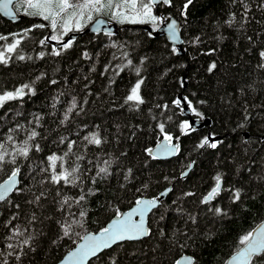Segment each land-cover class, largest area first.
Returning a JSON list of instances; mask_svg holds the SVG:
<instances>
[{
    "label": "trees",
    "instance_id": "16d2710c",
    "mask_svg": "<svg viewBox=\"0 0 264 264\" xmlns=\"http://www.w3.org/2000/svg\"><path fill=\"white\" fill-rule=\"evenodd\" d=\"M19 3L24 19L0 15V95L24 91L0 106V183L16 169L21 180L0 202V264H56L83 235L170 185L149 218V237L118 244L90 264H176L185 254L194 264H223L264 219V0H193L186 17V0L154 8L161 18L155 29L172 18L180 24L183 56L165 36L149 35L151 23H119L107 14L118 26L112 35L83 33L87 22L53 40L59 25L53 31ZM71 33L77 37L65 49ZM138 80L143 103L127 101ZM182 97L192 117L210 123L193 129ZM185 122L190 127L182 130ZM209 133L222 136L215 148ZM94 134L101 144L85 139ZM165 134L180 141L179 152L154 159L148 149ZM102 167L107 172L98 175ZM64 173L67 182L51 180ZM217 176L220 191L205 201Z\"/></svg>",
    "mask_w": 264,
    "mask_h": 264
},
{
    "label": "snow or ice",
    "instance_id": "6c2138e0",
    "mask_svg": "<svg viewBox=\"0 0 264 264\" xmlns=\"http://www.w3.org/2000/svg\"><path fill=\"white\" fill-rule=\"evenodd\" d=\"M158 0H122V5L125 11H112L115 7L119 9L121 4H113L112 0H20V3L17 7H25L26 14L33 16H40L46 21H50V26L53 31H55L58 27L62 28L64 33L72 31L73 28L75 30H82L85 27V24L82 21L87 20L88 22L93 21L94 13L96 15H109L110 19L117 20L119 23H151L153 28L157 27V22L160 20V17L153 15V5L157 3ZM193 0H186V3L183 4V8L181 11V15L186 17L187 9L190 4H192ZM12 3V0H2L0 2V10L5 11L10 14L9 5ZM164 4L171 5L172 0H163ZM27 9H31V12H27ZM247 11V9H246ZM97 25H103V21L97 20ZM36 27L43 28L45 25H36ZM95 31H101V27H97L94 29ZM166 30L168 32L169 38L173 41L177 39V22L172 20L170 23H167ZM108 35H112L111 32H107ZM151 35V33H149ZM3 39V37H0ZM51 39L58 40L59 37L52 36ZM199 40V37L196 38ZM19 43V41H17ZM43 43V41H41ZM15 44L9 46L8 51L11 52L15 48ZM71 46V41L63 44V47L67 49ZM173 51H176L173 48ZM56 55H59V52H55ZM85 55H87L85 53ZM260 56L264 58V51L260 52ZM23 59V57H20ZM2 59V57H0ZM126 66H132V61L129 59ZM264 67V65H261ZM215 68V64L211 65L209 71ZM136 74L139 75L140 69L135 68ZM55 83V81H53ZM142 80H138L136 84L131 88L130 94L126 97L127 101H136L138 103H143L141 96L139 95V89ZM24 88H27L28 85H24ZM24 91L23 88H19L14 92H6L3 95H0V106L3 105L5 101L13 100L17 97L23 96ZM187 98L185 97V100ZM174 103L179 106L181 101L177 99ZM75 101L73 100L72 108H74ZM189 106H191L189 104ZM72 108H69L68 111L71 112ZM195 111V109H193ZM67 119V116L65 117ZM160 130L163 132L164 125H159ZM190 127V125L185 122L181 125L182 130H186ZM36 135L35 132H32L29 139L34 138ZM86 140H89V143H93L96 145L101 144V140L94 134L89 139L85 137ZM164 140L168 143L162 145V150L167 154L171 153L174 150H178V145H171L172 137L168 134L164 135ZM208 138L205 137L201 143V147L205 144H208ZM212 148H215L216 143H212L209 145ZM2 147V145H0ZM21 154L27 156L28 149L23 148L20 150ZM148 152L151 153L152 150L148 149ZM155 159L156 157L153 156ZM4 157L0 156V161H3ZM52 161L57 160L56 156H52L49 158ZM55 165H53L54 167ZM19 172V169H16L11 173V177L4 184L0 185V201L5 199V194L11 190V188L15 185V178ZM107 168H100L98 175L100 173H106ZM70 173L64 174H53L51 180L53 182L59 183L60 180L68 181ZM216 185L212 188V190L208 193L207 196L204 197L205 201L211 200L214 196L218 194L221 188L220 177L216 178ZM95 182V181H93ZM161 195H166V193H161ZM39 199V197H37ZM84 196L80 197V200H83ZM158 198L153 200H136L137 208L133 209L132 212H129L124 215V219L116 220L108 227L104 228L99 237L97 236H87L85 237V243L80 246L79 249L75 253H72L69 259L73 257L77 258L79 261H83L89 256H96L101 250L111 247L113 244L124 241V240H135L142 238L143 236L148 234V229L144 226V214L145 212L152 207L156 206V201ZM235 199H240V192L237 190L235 192ZM67 202V198L65 199ZM217 213L221 212V209H216ZM134 214H139L140 220L139 222H135L132 220ZM83 215V213H81ZM67 234V233H66ZM242 244H246L247 247L242 249L237 259L244 262V264H254L253 258L256 256H260L264 254V226H262L259 232L256 233V238H252V233H249L242 237ZM27 244V240L24 242ZM12 247V245H9ZM19 258V257H17ZM187 260H191L190 257L186 258ZM112 264H115V260H112ZM179 264V261H177ZM255 264H264V261H255Z\"/></svg>",
    "mask_w": 264,
    "mask_h": 264
},
{
    "label": "water",
    "instance_id": "95a60500",
    "mask_svg": "<svg viewBox=\"0 0 264 264\" xmlns=\"http://www.w3.org/2000/svg\"><path fill=\"white\" fill-rule=\"evenodd\" d=\"M20 0H12V3L9 5V10H10V14L9 13H6L5 11L3 10H0V15L3 16L5 19L11 21V22H17L19 20H21L24 16L23 15H19L17 14L16 10L14 9V4L16 2H19ZM0 2H2V0H0ZM163 3V0H158L157 3H155L153 6L156 8L158 7L160 4ZM164 4V3H163ZM97 20H100V21H103V25H97ZM172 20H175L177 22V39L175 41L171 40L169 38V35H168V32L166 30V26H167V23H170ZM97 27H101V31H95L94 29L97 28ZM118 29V26L115 22H110L108 19L104 18V17H98L96 18L89 26L88 28L83 32V33H99V32H111V33H114L116 32ZM146 29L153 35V36H156V37H160V36H165L168 41L177 49V54L178 55H181L183 56L185 54V49L183 47V38H182V35H181V31H180V24L178 23V21L174 18H172L171 20H169L168 22L164 23L162 26H160L158 29H153L150 25H146ZM77 37V33H72L70 34L66 40L63 42H67L68 40H72V39H75ZM53 44L55 46H58L60 44V42H55L53 41ZM185 86H186V83H185ZM182 102H183V114L185 117H188L189 118V121H190V125L193 129H199V128H202L206 125H208L210 123V119H206V120H200V119H195L194 117H192L191 115V109L188 107L186 101H185V98L182 97L181 98ZM246 137L248 138V135L246 134ZM209 138L210 140L213 142L214 139L210 137L209 135ZM222 137L221 136H218L217 137V140H220ZM168 142L164 140V137L162 139H160L156 144L155 146H153L152 148H150L152 150L151 153H149L152 157L155 156L156 158L158 159H161V160H166V159H171L173 157H175L178 152H179V149H180V141L173 138L172 137V140H171V145L175 146V145H178V150H174L172 151L171 153H165L161 146L162 145H165L167 144ZM194 166V163L192 162L190 164V166L183 172V174L181 175L182 178H186L190 171L192 170ZM11 177V175L6 178L4 181H2L0 183V185L4 184L6 181L9 180V178ZM20 175H19V172L15 178V185L11 188V190L9 192H7L5 194V199L2 200V201H5L6 199H8L20 186ZM173 189V186L170 185L168 187H166L164 190H162L158 196H155V197H143V198H140L139 200H153V199H157L156 201V206L155 207H152V208H149L145 214H144V226L146 229H148V234L143 236L142 238H139V239H135V240H124V241H119L115 244H113L111 247L109 248H106V249H103L101 250L99 253H97L96 256H89L87 257L86 259H84L83 261H79L77 258L73 257L72 259H69L70 255L72 253H75L77 251V249L80 248L81 245H83L85 243V237L87 236H97L99 237L100 234L102 233L103 229L102 230H99V231H90L88 233H86L84 236H82V238L76 243V245L70 249L56 264H90V262L97 258L99 255H101L103 252L107 251V250H110L111 248H113L114 246L118 245V244H121V243H124V242H132V241H139V240H143L147 237H149L150 235V227H149V218L151 216V214L162 204V202H164L167 197L169 196V194L171 193ZM161 193H166V195H161ZM0 201V202H2ZM138 205L135 203L134 205H132L130 208H128L127 210H125L124 212L120 213V214H117L115 216H113L110 221L106 224L105 228L108 227L110 224H112L114 221L116 220H120V219H124V215L129 213V212H132L133 209L137 208ZM132 220L135 221V222H139L140 220V216L139 214H134L133 217H132ZM264 226V219L262 221H260L259 223L256 224V226L251 230L250 233H252V238L255 239L256 238V233L259 232L260 228ZM247 245L246 244H242L241 247H239L235 252H233L225 261L223 264H244L243 261L237 259L238 257V254L239 252L246 248ZM262 255V254H261ZM260 255V256H261ZM190 257L191 260H187L186 258ZM258 257V256H256ZM254 257L253 260L256 258ZM179 261V264H194V258L191 256V255H188V254H185V255H182L178 258ZM177 264V262H176Z\"/></svg>",
    "mask_w": 264,
    "mask_h": 264
},
{
    "label": "rangeland",
    "instance_id": "374dc122",
    "mask_svg": "<svg viewBox=\"0 0 264 264\" xmlns=\"http://www.w3.org/2000/svg\"><path fill=\"white\" fill-rule=\"evenodd\" d=\"M112 2H113V4L115 5V4H121V7L119 8V9H117V8H113L112 9V11H125V9L123 8V5H122V0H112ZM18 3V2H17ZM16 7V5L14 6V8ZM16 9V8H15ZM153 9H154V6H153ZM16 11H17V9H16ZM17 13L18 14H22V13H20L19 11H17ZM153 15H155L154 13H153ZM97 16H101V15H97ZM96 17V14L94 13V18ZM108 18H110L109 16H107ZM94 20V19H93ZM88 21L87 20H84V21H82V23H87ZM115 22H118L117 20H115ZM59 23H60V21H58V25H59ZM125 23H129V22H125ZM61 32H62V28H60V30H59V32L57 33V34H54V36H57V37H59V39H60V34H61ZM136 84V83H135ZM134 84V85H135ZM6 93V92H5ZM1 95H3V94H1ZM139 95L141 96V94H140V89H139ZM210 140V139H209ZM214 141H217V138H215L214 139ZM213 141V142H214ZM210 142H212L211 140H210ZM212 142V143H213Z\"/></svg>",
    "mask_w": 264,
    "mask_h": 264
},
{
    "label": "bare ground",
    "instance_id": "6f19581e",
    "mask_svg": "<svg viewBox=\"0 0 264 264\" xmlns=\"http://www.w3.org/2000/svg\"><path fill=\"white\" fill-rule=\"evenodd\" d=\"M16 3H17V2H16ZM14 5H15V4H14ZM14 9H15V8H14ZM15 10H16V9H15ZM16 12H17V11H16ZM17 14H18V13H17ZM19 15H23V16H24L22 19L25 18V15H24V14H19ZM2 17H3V16H2ZM98 17H101V16H97L96 18H98ZM102 17H103V16H102ZM3 18H4V17H3ZM96 18H95V19H96ZM104 18H105V17H104ZM95 19H94V20H95ZM94 20H93V21H94ZM19 21H20V20H19ZM93 21H91V23H92ZM17 22H18V21H17ZM13 23H16V22H13ZM91 23H90V24H91ZM90 24H89V25H90ZM89 25H88V26H89ZM124 25H125V24H124ZM87 28H88V27H87ZM87 28H86V29H87ZM104 33H105V32H104ZM71 34H72V33H71ZM127 93H128V92H127ZM185 101H186V103H187V105H188V107H189V104H188L187 100H185ZM181 104L183 105V102H182ZM182 107H183V106H182ZM183 112H184V110H183ZM183 115H184V114H183ZM186 118H188V117H186ZM188 119H189V118H188ZM189 122H190V121H189ZM209 135H210L211 138L215 139L214 137L211 136L210 133L208 134V138H209ZM217 137H218V136H217ZM217 137H216V138H217ZM221 137H222V136H221ZM209 139H210V138H209ZM221 139H222V138H221ZM221 139H220V140H221ZM155 144H156V143H155ZM150 148H151V147H150ZM193 163H194V162H193ZM190 164H191V163H190ZM189 166H190V165H189ZM220 183H221V182H220ZM83 236H84V235H83Z\"/></svg>",
    "mask_w": 264,
    "mask_h": 264
}]
</instances>
